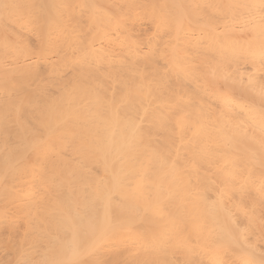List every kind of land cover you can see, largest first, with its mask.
Masks as SVG:
<instances>
[{
  "label": "bare ground",
  "instance_id": "obj_1",
  "mask_svg": "<svg viewBox=\"0 0 264 264\" xmlns=\"http://www.w3.org/2000/svg\"><path fill=\"white\" fill-rule=\"evenodd\" d=\"M0 264H264V0H0Z\"/></svg>",
  "mask_w": 264,
  "mask_h": 264
}]
</instances>
